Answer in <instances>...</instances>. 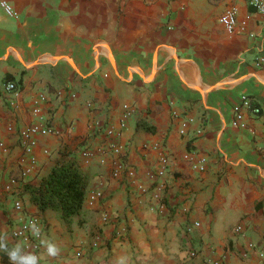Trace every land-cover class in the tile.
Here are the masks:
<instances>
[{
	"label": "crops",
	"instance_id": "obj_1",
	"mask_svg": "<svg viewBox=\"0 0 264 264\" xmlns=\"http://www.w3.org/2000/svg\"><path fill=\"white\" fill-rule=\"evenodd\" d=\"M6 1L17 13L0 2V236L8 248L22 243L38 264H264V117L246 111L247 127L233 124L242 94L264 110V67L255 64L264 14L248 0ZM230 7L235 32L220 21ZM9 74L16 91L6 87ZM126 103L134 112L125 119ZM34 123L51 131L35 136L36 162L23 175L31 163L21 132ZM112 145L125 148L133 174H115ZM69 160L87 187L81 212L65 220L41 211L28 188ZM32 214L44 223L38 250L13 235ZM47 241L58 256L47 255ZM0 264H11L3 250Z\"/></svg>",
	"mask_w": 264,
	"mask_h": 264
},
{
	"label": "built area",
	"instance_id": "obj_2",
	"mask_svg": "<svg viewBox=\"0 0 264 264\" xmlns=\"http://www.w3.org/2000/svg\"><path fill=\"white\" fill-rule=\"evenodd\" d=\"M1 4L5 7L7 13L10 15L16 16V11L12 8V6L6 1V0H0ZM248 2L253 5L257 11L264 14V0H248ZM221 23L225 26V28L229 32H235L240 27H238V20H237V10L235 7L228 8L220 17ZM255 64L258 67H264V54H258L255 57ZM6 87L9 91H16L17 87L16 84L13 81H9L6 83ZM39 109H35V112H38ZM246 111L250 112L253 116H261L264 117V110L261 106H259L257 103H255L254 99L250 97L248 94H242L240 102L237 103L234 107V118H233V124L235 126H239L242 128L247 127V122L245 120V113ZM134 112V108L132 105L126 103L124 104V118L126 119L128 116H130ZM124 122V120H123ZM187 122L182 123L181 127V133L186 132L187 128ZM51 131L49 127H45L40 125L39 123H34L33 125L29 126L27 129L23 130L21 132V136L23 139V148H24V154L29 157V161L31 165H28L25 167L23 171V175H28L32 169L33 165L36 162L35 157L32 155L33 147L36 143L35 136L37 134H48ZM198 133H201L202 130H198ZM111 151L117 155V159L114 161V163L117 166L115 174L119 172L121 169H128L129 165H127V160L125 158V148L122 145H112ZM83 155L87 158H91L92 152L90 150L83 151ZM187 159L192 160L193 157L189 154L186 155ZM162 163L164 165V168L168 165V157L166 155H162L161 157ZM102 162H105L104 158H101ZM194 162V161H193ZM194 167L204 169L205 165L203 162H198L193 164ZM130 174H133L132 171H130ZM160 175L164 173L163 170H161ZM15 181V180H14ZM95 196L92 195L90 197V203H94ZM14 207L18 211H24V205L20 198H16L14 200ZM195 225H199V222H196ZM243 226L238 225L236 227L237 231H242ZM38 231L39 235H34V232ZM44 232V223L42 219L37 215H27L22 218L21 223L14 229L13 235L15 237H19L20 239H23L26 244L30 247H32L34 250H38L40 248V240L43 237ZM250 247L254 246V243L249 244ZM80 254V253H79ZM192 256L196 255V251L193 250L191 252Z\"/></svg>",
	"mask_w": 264,
	"mask_h": 264
},
{
	"label": "trees",
	"instance_id": "obj_3",
	"mask_svg": "<svg viewBox=\"0 0 264 264\" xmlns=\"http://www.w3.org/2000/svg\"><path fill=\"white\" fill-rule=\"evenodd\" d=\"M12 75L6 81L13 80ZM17 86H20L16 84ZM87 178L72 161L58 163L38 186L29 187L32 201L41 211L53 209L65 220L79 214L86 198Z\"/></svg>",
	"mask_w": 264,
	"mask_h": 264
},
{
	"label": "clouds",
	"instance_id": "obj_4",
	"mask_svg": "<svg viewBox=\"0 0 264 264\" xmlns=\"http://www.w3.org/2000/svg\"><path fill=\"white\" fill-rule=\"evenodd\" d=\"M34 235H39V232H34ZM46 253L50 257H56L60 253L57 244L47 241ZM0 250L6 252L11 264H38V257L30 252H25L22 243H16L13 247L8 248L5 237L0 236Z\"/></svg>",
	"mask_w": 264,
	"mask_h": 264
}]
</instances>
